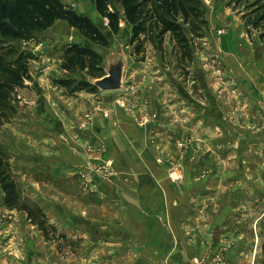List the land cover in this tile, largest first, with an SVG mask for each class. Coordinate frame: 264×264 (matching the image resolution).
Listing matches in <instances>:
<instances>
[{
    "label": "rangeland",
    "instance_id": "rangeland-1",
    "mask_svg": "<svg viewBox=\"0 0 264 264\" xmlns=\"http://www.w3.org/2000/svg\"><path fill=\"white\" fill-rule=\"evenodd\" d=\"M202 1L209 26L202 38L186 28L192 58L183 60L170 38L164 58L151 45L136 54L125 21L118 34H110L109 47L96 46L104 67L123 61L118 90L70 94L55 85L54 78L66 76L59 72L64 46L83 40L66 21L31 40L0 44V52L14 47L32 55L33 76L17 90L15 115L0 126V149L11 158L22 199L40 205L58 234H65L47 239L25 211L5 206L0 186V264H161L141 260V248H133L137 256H131L129 245L121 247L112 227L97 221L104 218L98 203L85 194V181L96 184L108 174L102 167H115L113 159L101 157L106 148L99 128L117 109L135 116L154 158L170 162V174L186 176L185 189L197 186L201 197L193 194L189 201L186 228L208 244L199 260L186 264H264V37L245 26L248 0ZM63 2L107 28L95 0ZM111 7L118 9L120 0H112ZM39 129L61 142L73 141V150L83 149L92 163L54 179L51 165L61 160L41 145ZM194 177L196 182L189 180ZM199 211L205 212L203 219ZM212 253L218 254L213 261ZM162 264L177 263L169 257Z\"/></svg>",
    "mask_w": 264,
    "mask_h": 264
},
{
    "label": "trees",
    "instance_id": "trees-1",
    "mask_svg": "<svg viewBox=\"0 0 264 264\" xmlns=\"http://www.w3.org/2000/svg\"><path fill=\"white\" fill-rule=\"evenodd\" d=\"M112 0H95V10L101 19L107 20V28L100 26L88 15L78 13L63 0H0V44L31 40L38 32L52 27L57 21H66L75 28L82 41L67 44L61 56V68L66 76L53 79L55 85L70 94L82 91H98L94 80L107 74L104 57L96 46L109 47L110 34H118L121 22L131 26L130 44L134 52H145L151 45L163 58L166 54L167 38L175 41L183 60L192 58L191 36L202 38L208 29L206 6L202 0H120V7L113 9ZM245 26H252L264 37V0H248L243 14ZM3 48V47H2ZM189 58V59H190ZM32 55L10 47L0 52V126L8 123L17 111L18 88L32 80L30 69ZM87 73L95 79L74 76ZM0 186L3 202L10 210H23L31 223L37 225L49 240L58 234L45 210L36 203L22 199L20 185L12 170L11 158L0 149Z\"/></svg>",
    "mask_w": 264,
    "mask_h": 264
},
{
    "label": "crops",
    "instance_id": "crops-1",
    "mask_svg": "<svg viewBox=\"0 0 264 264\" xmlns=\"http://www.w3.org/2000/svg\"><path fill=\"white\" fill-rule=\"evenodd\" d=\"M59 72L64 70L60 68ZM110 112L112 114L103 119L104 126L99 128L106 148L101 157L103 161L114 160L117 174L112 179H93L96 184L85 181L86 197L91 203H98L104 216L97 221H105L101 223L112 227L117 235L114 240L121 247L129 245L127 249L130 252L133 248L134 252L141 248L139 258L146 263L162 264L169 257L177 264H186L196 256L199 260L208 243L198 234L191 237L186 228L189 201L193 194H197L198 199L201 197L197 186L185 189L186 176L170 174V162L154 158L145 129L136 125L133 114L130 116L122 109ZM111 117L117 120L113 122L117 126H112ZM37 135L44 149L52 153L51 157L61 160V163L51 165L54 179L59 180L63 173L66 177L71 176L92 163L90 154L83 149L75 146L76 151L73 150V141L62 143L60 138H51L42 129L37 131ZM83 140L87 141L86 138ZM21 144L25 145L23 139ZM189 180L196 182L197 179ZM24 213L23 216L26 215ZM203 214L205 212L199 211L202 219ZM134 252L130 253L131 256H137ZM216 256L218 254L212 253L211 261Z\"/></svg>",
    "mask_w": 264,
    "mask_h": 264
},
{
    "label": "water",
    "instance_id": "water-1",
    "mask_svg": "<svg viewBox=\"0 0 264 264\" xmlns=\"http://www.w3.org/2000/svg\"><path fill=\"white\" fill-rule=\"evenodd\" d=\"M106 70L107 74L104 77L95 79L94 84L103 91L121 89L123 87V61L118 59V61L110 63Z\"/></svg>",
    "mask_w": 264,
    "mask_h": 264
},
{
    "label": "built area",
    "instance_id": "built-area-1",
    "mask_svg": "<svg viewBox=\"0 0 264 264\" xmlns=\"http://www.w3.org/2000/svg\"><path fill=\"white\" fill-rule=\"evenodd\" d=\"M86 117L91 120L92 119V116L90 115V113H87L86 114ZM102 172L103 174H105L106 172L108 174H105L104 178H108V179H111L112 177L110 176V174H114L116 171H115V168L112 166V163H108L106 164V166L102 167Z\"/></svg>",
    "mask_w": 264,
    "mask_h": 264
}]
</instances>
